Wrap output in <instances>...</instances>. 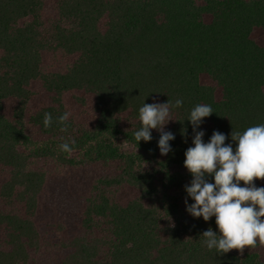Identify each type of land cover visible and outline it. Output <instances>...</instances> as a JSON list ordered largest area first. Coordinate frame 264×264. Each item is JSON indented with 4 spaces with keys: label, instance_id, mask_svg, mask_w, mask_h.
I'll list each match as a JSON object with an SVG mask.
<instances>
[{
    "label": "trees",
    "instance_id": "trees-1",
    "mask_svg": "<svg viewBox=\"0 0 264 264\" xmlns=\"http://www.w3.org/2000/svg\"><path fill=\"white\" fill-rule=\"evenodd\" d=\"M44 0H0V165L10 169L0 188L6 200L17 199L27 215L37 208L45 174L29 168L31 160L51 158L72 166L95 162H117L119 174L100 179L95 196L88 200L83 225L94 228L103 221L109 239L87 241L74 238L66 264H264L260 256L246 252L209 250L202 234L211 228L220 235L215 217L205 222L187 211L195 203L185 186L193 179L184 166L185 152L194 147L189 120L198 104L210 105L213 114L204 118L210 125L203 140L214 131L227 137L233 151V131L241 134L264 124V46L252 38L254 27L264 29V0H57L56 19L44 28ZM203 15L211 20L206 23ZM106 18L105 30L100 21ZM61 50L78 58L65 73H42L44 50ZM207 74L221 88L201 84ZM40 79L51 93V104L29 117L46 138L32 139L24 130V113L30 99L29 84ZM84 90L94 97L96 122L91 130L76 129L67 121L61 132L58 122L66 109L64 93ZM154 96L163 103L183 101L171 107L174 124L172 150L159 159L160 134L152 140H135L142 127L139 109L152 104ZM17 101L14 120L3 114V101ZM53 122L44 126V114ZM134 120L121 127V116ZM74 141V144L72 143ZM69 143V155L59 145ZM176 168V170H173ZM214 183V177H207ZM128 184L160 207L133 200L125 206L113 203L105 189ZM241 186H245L241 182ZM164 220L170 224L162 228ZM7 228L8 250L0 249V264H30V249H37L39 233L28 217L0 213V226ZM102 246L109 250L100 259Z\"/></svg>",
    "mask_w": 264,
    "mask_h": 264
},
{
    "label": "rangeland",
    "instance_id": "rangeland-1",
    "mask_svg": "<svg viewBox=\"0 0 264 264\" xmlns=\"http://www.w3.org/2000/svg\"><path fill=\"white\" fill-rule=\"evenodd\" d=\"M199 5L204 4V0H197ZM57 0H44V7L41 12V20L45 26L56 19ZM203 20L209 23L211 17L203 15ZM106 18L100 21V29L105 30ZM251 38L260 46H264V29L254 27ZM77 54H68L61 50L46 49L42 53L41 71L42 73H65L77 60ZM200 82L210 86L215 90V98L221 100V88L207 74L200 75ZM28 90L30 99L26 105L24 113V130L34 140H44L46 137L41 134L38 127L29 121V117L41 108L51 104L52 95L47 92L40 79L32 81ZM264 91V86H263ZM62 102L67 112L71 113L69 120L76 129L91 130L96 122L97 114L94 108V97L84 90H72L62 96ZM152 103H163L161 97L154 96ZM3 114L9 120H14V110L17 101L8 98L3 101ZM172 119L165 126L167 132L174 124V115L170 112ZM134 124L127 113L121 116V127L129 129ZM208 122L202 123V128L209 127ZM152 133L160 134L157 130ZM159 152V159L163 160ZM29 168L39 170L45 174V183L38 195L37 208L32 215H27L25 206L17 199L6 200L0 196V213H11L20 217L30 218L38 233L39 244L37 249H30V264H66L65 259L71 253L69 243L74 238H83L87 241L95 239H109L108 226L103 222H98L94 228L87 229L83 225L84 211L88 200L95 196L94 187L100 179L116 177L120 172L117 162H95L80 166L61 164L51 158L31 160ZM173 170H176L174 168ZM10 169L0 165V188L9 179ZM257 188H264V180H255ZM106 195L113 203L125 206L133 200L141 201L145 206L160 207V197L156 200L143 197L141 191L131 185H115L105 189ZM170 224L164 220L162 228ZM0 249L8 250L7 228L0 226ZM232 253L242 256L246 252H253L264 261V246L257 245L254 249L245 248L243 253L239 250H232ZM109 250L102 246L99 252L100 259H107Z\"/></svg>",
    "mask_w": 264,
    "mask_h": 264
},
{
    "label": "clouds",
    "instance_id": "clouds-1",
    "mask_svg": "<svg viewBox=\"0 0 264 264\" xmlns=\"http://www.w3.org/2000/svg\"><path fill=\"white\" fill-rule=\"evenodd\" d=\"M183 101L177 99L172 105L167 103H152L139 109V119L142 127L134 133L135 140L150 142L152 130L160 132L158 146L162 156H167L172 150L170 141L175 139L171 132L165 131V126L171 121L170 108L182 107ZM213 110L210 105L198 104L190 114L193 127L194 147L185 152L184 166L193 179L185 191L195 203L185 204L187 211L195 218L203 217L207 222L215 217L220 235L211 228L202 234L204 243L209 250L215 249L224 254L245 248L254 249L258 244L264 246V188H257L254 181L264 180V124L247 128L242 134L233 131L231 139L237 144L235 151L231 144H225V134L214 131L210 142L205 143V133L199 131L204 118L210 117ZM70 112H64L58 117L62 125L61 132L67 131V121ZM51 113L44 114V126H51ZM74 144V141L72 142ZM61 151L73 152L69 143L59 145ZM214 177V183L207 177ZM241 182L245 186H241Z\"/></svg>",
    "mask_w": 264,
    "mask_h": 264
}]
</instances>
